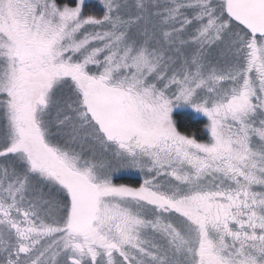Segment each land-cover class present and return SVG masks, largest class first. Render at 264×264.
I'll return each instance as SVG.
<instances>
[{"label": "snow or ice", "instance_id": "snow-or-ice-1", "mask_svg": "<svg viewBox=\"0 0 264 264\" xmlns=\"http://www.w3.org/2000/svg\"><path fill=\"white\" fill-rule=\"evenodd\" d=\"M0 264H264V0H0Z\"/></svg>", "mask_w": 264, "mask_h": 264}, {"label": "trees", "instance_id": "trees-1", "mask_svg": "<svg viewBox=\"0 0 264 264\" xmlns=\"http://www.w3.org/2000/svg\"><path fill=\"white\" fill-rule=\"evenodd\" d=\"M204 123L206 122L202 119L195 120L193 118H187L185 120V127L191 132H195L196 134H199L198 130L203 127Z\"/></svg>", "mask_w": 264, "mask_h": 264}, {"label": "rangeland", "instance_id": "rangeland-1", "mask_svg": "<svg viewBox=\"0 0 264 264\" xmlns=\"http://www.w3.org/2000/svg\"><path fill=\"white\" fill-rule=\"evenodd\" d=\"M93 2H94V0H93ZM193 117H194V118H197V119L200 118V119H202V120H204V121L206 122V118L197 117L195 114H193Z\"/></svg>", "mask_w": 264, "mask_h": 264}, {"label": "flooded vegetation", "instance_id": "flooded-vegetation-1", "mask_svg": "<svg viewBox=\"0 0 264 264\" xmlns=\"http://www.w3.org/2000/svg\"><path fill=\"white\" fill-rule=\"evenodd\" d=\"M193 119H195V120H199L200 118H199V119H197V118H194V117H193Z\"/></svg>", "mask_w": 264, "mask_h": 264}]
</instances>
